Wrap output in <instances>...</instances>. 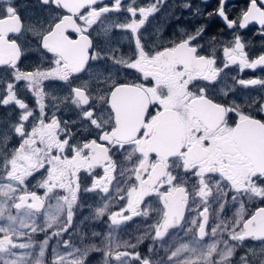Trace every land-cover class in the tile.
I'll use <instances>...</instances> for the list:
<instances>
[{
    "label": "flooded vegetation",
    "instance_id": "obj_1",
    "mask_svg": "<svg viewBox=\"0 0 264 264\" xmlns=\"http://www.w3.org/2000/svg\"><path fill=\"white\" fill-rule=\"evenodd\" d=\"M153 8L159 10L150 14ZM259 33L264 0H0V75L7 80L12 71L16 82L43 83L42 91L25 89L18 144L0 161V259L14 240L21 264H37L45 236L46 256L55 247L59 257L65 240L81 244L86 233L83 243H89L96 231L97 243L112 233L110 250L121 264H129L125 253L145 255L150 245L159 264H264V238L254 239L264 234V202L252 195L264 191ZM90 46L105 58L92 61ZM104 64L114 68L112 85L94 95L84 81L94 65ZM59 83H73L67 99L74 96L79 108L50 102L46 89ZM76 89L84 91L82 99ZM39 107L43 113L34 118ZM73 109L82 112L80 145L64 125ZM45 183L52 189L47 197L39 187ZM105 204L118 220L135 215L110 228L107 214L96 218ZM197 229L207 231L199 244ZM157 231L162 235L154 239ZM186 240L197 252L169 261ZM229 249L233 257L223 258ZM71 259L64 255L57 264Z\"/></svg>",
    "mask_w": 264,
    "mask_h": 264
},
{
    "label": "snow or ice",
    "instance_id": "obj_2",
    "mask_svg": "<svg viewBox=\"0 0 264 264\" xmlns=\"http://www.w3.org/2000/svg\"><path fill=\"white\" fill-rule=\"evenodd\" d=\"M44 2H47V0H44ZM120 3V0H117V4ZM190 4H186L184 5L185 8L190 7ZM159 9H155L153 8L151 10L150 14H154V12L158 11ZM117 11H119V8H117ZM17 16H19V11H17ZM145 19H147V16L145 17ZM141 24L144 23V21L142 20L140 22ZM260 35H264V33H259ZM203 35V29L200 31V33L197 36H193L189 38V41H198L199 40V36ZM237 39H239V37H236ZM214 39V38H213ZM40 47L43 48V43L41 41L40 43ZM202 47V45H201ZM213 51H215V49H213ZM92 61H96V60H102L104 59V55L100 54L97 55V49L94 47L90 46V57H89ZM261 67H264V65H261ZM84 69H80V71H83ZM251 71H256V66H251L250 67ZM99 73H103V68L98 69ZM73 75H79V72H74ZM85 103H88V101H85ZM32 176L35 175V173L31 174ZM7 177H5L6 179ZM19 183L21 184H25L24 180H20ZM262 187H264V178H262L261 181ZM39 187L44 188L45 191L43 192V196L47 197L48 194L50 192H52L51 188H48L46 183L45 184H40ZM86 191L92 190V186H89L87 189H85ZM107 191V190H105ZM32 197H37L38 199L39 194L36 192H33L30 194ZM252 195L255 197H258L262 202H264V191H262L260 188H256L252 190ZM61 199H64V197H61ZM236 197L235 195L232 197V200L235 201ZM76 200H78V196H74L73 202H75ZM226 206V202L224 204L220 205L219 208V212L222 214L224 211V208ZM106 208L107 205L105 204V206L103 207H99L95 210L96 212V218L100 219L103 218L104 215H108V219H109V227L111 228L112 225H120L121 221H128L132 218L133 215H135L134 213H129L128 216H123L121 215V218L118 220L116 218L115 214H109L106 212ZM119 212H123V211H127V209H123V210H118ZM204 211H207V209H204ZM240 211H243V203H241L240 206ZM261 212H264V209H260ZM12 219H15V217H12ZM145 219H147V214H145ZM72 221H73V216H69L68 219V225L67 227H65L64 232L68 233L69 229L72 228ZM167 223V222H166ZM177 224H179V222H177ZM196 222L192 221V225L191 227H195ZM207 224V217H205V220L202 221L201 227H205ZM237 224H239V221H237ZM191 227L189 229H186V231H191ZM0 231H3L2 229H0ZM211 231H215V229H211ZM200 229H197V237L195 238L196 240V244H199L200 241H205L207 239V231L204 233V235H199ZM101 234L93 231L91 233V237L93 238L91 240V242L89 243H83L84 240L88 239V235L82 234L81 235V244H73L71 239H67L64 241V243L61 245V247L63 249H65V252L60 254L59 257H57L56 254V249L55 247L53 248V255L52 257H48L46 256V252H47V246L49 244V237L45 236L44 240L40 241L39 243L42 245L41 249L38 252V256L40 258H42L41 261H38L37 264H57V259H63L64 255H71L72 259L69 262V264H121V260L119 258V256L117 255H113L111 252V237H112V233L108 232L105 233L103 236V239L97 243L95 241V237L100 236ZM161 233L159 231L156 232L155 234V238H159L161 237ZM233 239H235V237H232ZM264 238V234H257L254 236V239L256 240H260ZM3 237L0 236V240H2ZM143 242V238L139 237L138 238V243H142ZM126 243V242H125ZM196 244L193 243L192 240H186L183 243L177 245V247L171 251V253L166 257L169 261L177 256V254L183 256L185 253H189L190 255L193 253L197 252V247ZM82 245V246H81ZM117 247H119V245H116ZM131 247L133 249H135L137 247L136 244L131 245ZM169 246H164L163 250L168 253L169 252ZM154 251L153 246H149L147 249V254L145 255H141L139 251H133L131 253H125V256L128 258L129 264H131V262H134V264H159V261H153L152 258V253ZM213 251H214V246H213ZM248 251H251V249H249ZM233 252L231 249H229V251L226 253L225 257L223 258H227V259H231L233 257ZM222 258V259H223ZM185 259L187 260L188 257H185ZM195 259H199V257H195ZM246 259V254H243L240 256V260H245ZM183 264V262H182ZM216 264H219V260H217Z\"/></svg>",
    "mask_w": 264,
    "mask_h": 264
},
{
    "label": "rangeland",
    "instance_id": "obj_3",
    "mask_svg": "<svg viewBox=\"0 0 264 264\" xmlns=\"http://www.w3.org/2000/svg\"><path fill=\"white\" fill-rule=\"evenodd\" d=\"M111 57L113 56V53L110 52ZM103 68V73H99L98 69ZM113 66L112 64L109 65H99V66H93L91 71L88 73V81H84L85 85H87V89L90 93L96 95L97 93L104 92L108 90L113 81V76L115 73H113ZM12 71H9L8 73L10 76L6 80L5 75H0V161H2L3 158L9 155L10 152L15 151L17 142L19 141V129L21 125V121L23 117H26V114L24 112H19L18 108L21 104V98L25 97V89H29L30 91H42L43 90V83H34L31 85V83L27 82V84L16 82L17 76L15 74H11ZM98 76V79L94 82H92V77ZM27 85V87H26ZM73 83L71 84V87H69V84L67 83H59V84H51L47 87V91L49 90L50 95V102L55 104L56 107H62L67 108L65 104L71 102L72 107H80V104L76 101L74 96L72 97L71 101H68L67 99V93L72 92L73 93ZM26 87V88H25ZM20 92H24V95H20ZM49 101V99H48ZM37 107V105L35 106ZM38 111L33 113V117L36 118L40 114L43 113L41 110V107L37 109ZM74 112L77 111V109H73ZM73 112L71 116L65 120L64 125H66V128L71 130L70 133H72L73 139L72 143L80 145L81 144V136L79 134L81 133V130L83 129L82 123L77 122L79 119V116L81 115V111L76 112V114ZM63 117V116H60ZM81 119V118H80ZM81 122V120H80ZM86 125V124H85ZM15 181V180H12ZM13 230V228L9 227V230ZM18 243L12 240L10 245H7V248L5 250L3 259H0V263L2 264H21L20 259L18 258ZM264 257V254H263ZM250 260V258H249Z\"/></svg>",
    "mask_w": 264,
    "mask_h": 264
},
{
    "label": "water",
    "instance_id": "obj_4",
    "mask_svg": "<svg viewBox=\"0 0 264 264\" xmlns=\"http://www.w3.org/2000/svg\"><path fill=\"white\" fill-rule=\"evenodd\" d=\"M60 52H61L62 54L65 55V53H64L63 51H60ZM70 53L73 54V55H75V54H74V53H75L74 50H71ZM72 64H74V63H72ZM80 72H81V71H80ZM80 72H79V73H80ZM121 90H122V89H121ZM123 90L126 91V90H128V88H127V87H124ZM76 91H77L78 94H79L78 96L82 99L83 97H82V95H80L79 92H84V91H83L82 89H76ZM117 91H120V89H115V90L113 91V94H114L115 92H117ZM126 93H127V91H126ZM113 94H112V96H111V101H112L113 98H114ZM129 122H130V121H129ZM123 125H124V124H123ZM123 125H122V126H123ZM129 126H130V125H129ZM124 130H125V131H124ZM122 132H124V133L127 132V128H126V127H125V128L122 127Z\"/></svg>",
    "mask_w": 264,
    "mask_h": 264
}]
</instances>
